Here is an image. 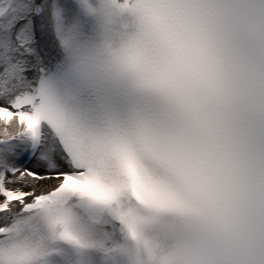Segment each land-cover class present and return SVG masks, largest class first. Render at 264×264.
Returning a JSON list of instances; mask_svg holds the SVG:
<instances>
[{"label":"snow or ice","instance_id":"obj_1","mask_svg":"<svg viewBox=\"0 0 264 264\" xmlns=\"http://www.w3.org/2000/svg\"><path fill=\"white\" fill-rule=\"evenodd\" d=\"M0 121V264H264V0H0Z\"/></svg>","mask_w":264,"mask_h":264},{"label":"clouds","instance_id":"obj_2","mask_svg":"<svg viewBox=\"0 0 264 264\" xmlns=\"http://www.w3.org/2000/svg\"><path fill=\"white\" fill-rule=\"evenodd\" d=\"M223 86L230 98L232 110L237 114H242L247 104L249 91L247 71L243 64L230 65L226 69V79ZM145 234L151 236L147 229H145ZM128 243L130 246L135 244L131 239ZM142 259L146 262L148 258L144 256Z\"/></svg>","mask_w":264,"mask_h":264},{"label":"bare ground","instance_id":"obj_3","mask_svg":"<svg viewBox=\"0 0 264 264\" xmlns=\"http://www.w3.org/2000/svg\"><path fill=\"white\" fill-rule=\"evenodd\" d=\"M3 127H4V125L0 126V131L3 130ZM9 130H10V131H14L15 129L10 128Z\"/></svg>","mask_w":264,"mask_h":264}]
</instances>
